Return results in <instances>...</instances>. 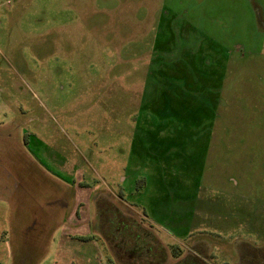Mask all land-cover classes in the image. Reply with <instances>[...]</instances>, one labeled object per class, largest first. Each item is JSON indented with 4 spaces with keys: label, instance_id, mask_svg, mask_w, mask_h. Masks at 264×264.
<instances>
[{
    "label": "rangeland",
    "instance_id": "rangeland-1",
    "mask_svg": "<svg viewBox=\"0 0 264 264\" xmlns=\"http://www.w3.org/2000/svg\"><path fill=\"white\" fill-rule=\"evenodd\" d=\"M130 254L264 264V0H0V264Z\"/></svg>",
    "mask_w": 264,
    "mask_h": 264
},
{
    "label": "crops",
    "instance_id": "crops-1",
    "mask_svg": "<svg viewBox=\"0 0 264 264\" xmlns=\"http://www.w3.org/2000/svg\"><path fill=\"white\" fill-rule=\"evenodd\" d=\"M119 217L124 219L125 215L120 214ZM130 218H131V217H130ZM133 221H134V222L136 221L134 217H133ZM113 238H114V237H113ZM114 244H115L114 246H117L118 242H115ZM117 248H120V246H117ZM188 253L191 254L192 257L196 258V260H198V261L201 260V259L198 258V256H197V255L200 253V252H199V248H195V247H194V248H191V250H189ZM131 257H132V258H131ZM145 259H146V258H145ZM138 260H139V259H138ZM138 260H137V259H134V254H133V255L130 254V256H129V260H126V261H128V263L130 264L131 261H132V262H139ZM140 261L142 262V261H143V258H141ZM146 261H148V260H146ZM143 262H145V261H143ZM166 264H169V262L166 263Z\"/></svg>",
    "mask_w": 264,
    "mask_h": 264
}]
</instances>
